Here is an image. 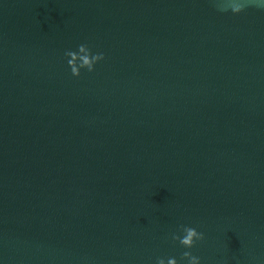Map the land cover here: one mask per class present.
Instances as JSON below:
<instances>
[{"label":"water","instance_id":"water-1","mask_svg":"<svg viewBox=\"0 0 264 264\" xmlns=\"http://www.w3.org/2000/svg\"><path fill=\"white\" fill-rule=\"evenodd\" d=\"M80 44L106 59L77 79ZM184 227L264 264V11L0 0V262L186 264Z\"/></svg>","mask_w":264,"mask_h":264},{"label":"clouds","instance_id":"clouds-1","mask_svg":"<svg viewBox=\"0 0 264 264\" xmlns=\"http://www.w3.org/2000/svg\"><path fill=\"white\" fill-rule=\"evenodd\" d=\"M213 6L221 13H230L232 16H240L249 7L264 11V0H210ZM66 50L64 59L74 78H80L82 72L94 73L98 65L105 61L106 57L102 51H94L87 44H80L75 50ZM71 57V59H69ZM171 239L186 249L181 257V262L186 264H201L200 257L193 255V249L198 242L204 240V234L193 227H184L179 235L172 234ZM2 264V262H0ZM155 264H178L174 257L155 259Z\"/></svg>","mask_w":264,"mask_h":264}]
</instances>
